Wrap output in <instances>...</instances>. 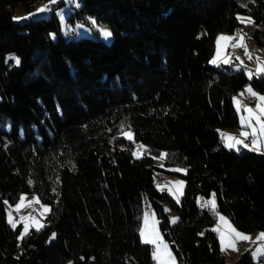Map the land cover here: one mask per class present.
Wrapping results in <instances>:
<instances>
[{"label": "trees", "instance_id": "1", "mask_svg": "<svg viewBox=\"0 0 264 264\" xmlns=\"http://www.w3.org/2000/svg\"><path fill=\"white\" fill-rule=\"evenodd\" d=\"M39 1L0 0V264H153L145 209L177 264H263L251 248L228 261L213 224L223 212L264 231V151L228 148L220 131L239 124L234 93L248 82L264 93V75L211 58L219 33L241 31L239 13L264 46V0L73 3L67 20L107 22L110 42L64 32L57 4L14 19ZM173 165L187 168L180 202L157 186ZM29 192L51 211L21 240L7 207ZM213 192L216 212L198 201Z\"/></svg>", "mask_w": 264, "mask_h": 264}, {"label": "rangeland", "instance_id": "2", "mask_svg": "<svg viewBox=\"0 0 264 264\" xmlns=\"http://www.w3.org/2000/svg\"><path fill=\"white\" fill-rule=\"evenodd\" d=\"M73 3H78V0H56V3H51L50 0H41L39 1L37 7L32 10L31 12H28L24 9L23 5H18L16 7L15 10V14H14V19L15 20H22L24 18H28L30 16H34L35 14L39 13L38 9H40L41 7H44L45 5L48 6V8L54 4H57V13L59 15L60 21H61V25H62V29L64 32L66 33H70V34H75L77 33L78 35H87V36H91V37H96V36H100L101 39H103L106 42H110L113 39V31L112 28L110 26V24H108L107 22L104 21H98L96 20L94 17H90V24L86 23V22H75L74 24L69 22L67 20V12L72 10V5ZM50 10L47 9V11H45L44 13H49ZM251 18V16L249 14L246 13H239V18ZM241 20V19H240ZM252 20V18H251ZM93 21H95V23H93ZM242 22V21H241ZM244 26L242 27L240 34L241 36L245 37V34H249L251 33V27L248 25V21L247 19H245L243 21ZM101 29H107L109 31H111L112 35L111 37H104ZM98 31L99 35L95 32ZM239 32L235 33L238 34ZM228 35H230V37H234L231 34H228L227 32H221L218 34L217 39H216V48H215V53L211 58V62L215 59L217 60V65H222L225 64L223 63L224 58L229 59V63L232 64V68L234 69H238V68H242L243 66H246V73L249 76V73H253V75L251 77H253L254 75H256V70L258 67L257 64V57L259 58V61L261 63H264V46H259L256 44L255 41H251L248 38V43L247 45V49L248 52L252 55L253 59H249L248 55L245 53L244 48L242 47H237L233 41L236 40V38L234 37V39L232 40H220V37H227ZM219 51V57L217 56V53ZM237 57L239 59H237ZM241 61L243 62V64H241ZM227 63V64H229ZM261 75V74H260ZM258 75V76H260ZM264 75V74H263ZM250 77V76H249ZM251 87V89L253 90V92H255L258 96H264V93L258 91L257 89H255L253 87V85L248 82L242 89H239L237 92L234 93L233 95V99H234V103L236 106V102L239 101L240 104L242 106L246 105L245 107L248 106V108H253L255 109L257 104L259 103V100L257 99V97H253L251 96L248 92L247 89ZM237 108V106H236ZM237 111L239 113V124L236 127H221L220 131L221 134H231L235 137H237L238 139H242L244 140L245 143L249 144L251 146V141L253 139H258L261 144H262V148L261 151L259 152H263L264 151V134L262 133H257V136L253 137L251 135L252 132V127L251 126H242L241 124V116H245L248 115L247 112H245L243 110V107L238 109ZM257 128L259 127L258 125L256 126ZM125 132L128 133H132V131H130L128 128H123L122 130V134H124ZM241 132H246L249 135L247 136V138H245L244 136L241 135ZM126 137V136H125ZM224 138L222 137V140ZM225 140V139H224ZM227 146V145H226ZM242 145H238L237 147L240 148ZM243 147V146H242ZM229 148V147H228ZM144 145H142L141 143H136L135 145V149H134V155L135 156H141L144 152ZM236 149V148H235ZM246 149H250V148H246ZM164 154H166V152L163 150L161 151L159 154H156L157 158L159 159H163L165 156ZM165 165L163 162H160V165ZM166 166V165H165ZM169 169H171V172H166L165 174L160 173L158 176H156L157 178V186L159 185V189L160 190H168V192H170V194L175 198V200H177L178 202L181 201V198L183 196L184 193V189H185V177L183 176V174L186 171H175L176 169H184L187 170L186 166L184 165H173V166H168ZM183 182V189H182V194H180V192L176 191L175 189V185L178 182ZM171 189V191H170ZM214 193V192H213ZM212 193V194H213ZM212 194L208 197H203V196H199L198 197V201L200 204L203 203V201L201 200V198L204 199V201L206 200H210L212 198ZM24 197V206H22L19 211L16 210V206L18 204H20L21 202V198ZM38 198V203L35 202V200ZM32 202V203H29ZM216 204H217V198H216ZM42 206H47L48 208L51 209V204L48 202H44L41 200V198L39 197V195L36 192H29V193H22L21 196L19 197V199L14 202V203H10L7 207V216H8V220H9V214H11V216L14 218L16 225L19 224L21 226L20 229V236L23 232L24 229V224L28 223L30 225V228H37L36 224L32 221H23L21 218L22 217H28L31 216L34 218V221H37L40 225H43L45 222V217L46 215L49 213H44L43 215H41V213L43 212V207ZM166 210L171 218V221H173V218H179V214L178 212L173 209L169 204H166ZM220 216L225 217L228 222L234 227L236 228L238 231L244 233V234H248L245 231L239 230L230 220V218L223 212H218ZM147 215L148 217V225H147V231L149 233L152 232L153 227H155V230L159 233V235L162 237V233H161V229H160V225H159V219L156 215V213L153 210L150 209H145L143 214H142V221H141V227H140V233L141 230L145 228V223H144V218ZM177 221V220H176ZM214 229L220 227L223 230V225H221V222L217 216V219L215 220L214 224H213ZM38 229V228H37ZM264 232L263 230H255L253 235L251 236V240L250 241H241L238 242L237 244V251H232V250H227V251H222V255L230 262H235L238 255L247 249L251 248V252L254 255V250L256 248H258V245H254L253 242H262V241H257L256 238L259 236L260 233ZM218 237L220 235V233L217 231ZM250 234V233H249ZM141 239L143 240L142 236ZM162 241L164 244H167L169 249L171 250L172 255L175 257L172 249L170 248L169 243L162 237ZM247 242V243H246ZM242 244V245H241ZM152 245V255H153V251L155 248L154 244ZM221 246V245H220ZM154 259V258H153ZM259 260L264 264V258H262V256H259ZM175 261L177 264V260L175 257ZM153 264H158L157 260L154 259Z\"/></svg>", "mask_w": 264, "mask_h": 264}, {"label": "snow or ice", "instance_id": "3", "mask_svg": "<svg viewBox=\"0 0 264 264\" xmlns=\"http://www.w3.org/2000/svg\"><path fill=\"white\" fill-rule=\"evenodd\" d=\"M51 3H56V0H50ZM48 6L45 5L44 7H41L40 9H38V12H45L47 11ZM241 21L243 22L245 19H247L248 23H253L251 18H240ZM93 23H95V21H93ZM101 32L103 34L104 37H111L112 33L111 31L107 30V29H101ZM234 39V37H220V40H232ZM238 47H242L245 50V53L248 55L249 59H253L252 55L248 52L247 49V45L244 43V37L240 36V43L238 45H236ZM217 56L219 57V51L217 53ZM12 59L15 60V63L18 65L20 63L19 58L16 57H12ZM237 59H239L237 57ZM257 70H256V75H260V74H264V63H261L259 61V58L257 57ZM229 59L224 58L223 63L227 64L229 63ZM212 63H217V60H213ZM241 64H243V62L241 61ZM253 75V73H249V76L251 78V76ZM247 92L253 96V97H257V99L259 100V103L257 104L256 108H248V107H244L240 104L239 101L236 102V106L238 109L243 107V110L247 112V116H241V124L242 126H251L252 127V132L251 135L253 137L257 136V133H262L264 134V96H258L255 92H253V90L251 89V87H249L247 89ZM259 126L258 128L256 126ZM124 135L129 139L132 140L133 139V135L131 133L125 132ZM222 137L227 141V147L229 148H236L237 150H239V148L237 147L238 145H242L244 148H250V150L252 151H261L262 148V144L258 139H253L251 141V146L247 143L244 142V140L242 139H238L237 137L231 135V134H221ZM241 135L244 136L245 138H247V136L249 135L246 132H241ZM167 154H164V156L166 157ZM175 171H186L184 169H176ZM183 182H178L175 185V189L176 191L180 192V194H182V189H183ZM159 187V185H158ZM171 191V189H170ZM24 200L25 198L22 197L21 198V202L20 204H18L16 206V210L19 211V209L24 206ZM201 200L203 201V203L201 204V207H208L210 208L212 211L216 212L217 209V204H216V194L213 193L212 194V198L210 200H206L204 201L203 198H201ZM36 203H38V198L35 200ZM32 203V202H29ZM43 207V212L41 213V215H43L44 213L50 212L51 209L48 208L47 206H42ZM221 225H223V230L218 227L216 229H214L215 231H218L220 233L219 235V240H220V245H221V251H227V250H232V251H237V244L238 242L241 241H250L252 238L250 235L248 234H244L240 231H238L236 228H234L229 222L228 220L223 217L220 216L218 212H216ZM23 221H29L32 220L37 228L39 229L40 227H43V225H40L37 221H34V218L31 216L28 217H22L21 218ZM176 220H178V218H173V223L176 222ZM9 222L12 224V226L15 228L16 227V222L14 220V218L11 216V214H9ZM144 223H145V228L141 230V236L143 238V242L146 244H154L155 248L153 251V258L155 260H157L158 264H176L175 261V257L172 255L171 250L169 249L167 244H164L162 241V237L159 235V233L155 230V227H153L152 232L149 233L147 231V225H148V217L147 215L144 218ZM29 228L30 225L28 223L24 224V229L23 232L21 234V236L19 237V239H23L24 236L29 232ZM53 236H55V234H53ZM257 241H264V232L260 233L259 236L256 238ZM264 254V243H262L260 245V247L256 248L254 250V256H259Z\"/></svg>", "mask_w": 264, "mask_h": 264}, {"label": "crops", "instance_id": "4", "mask_svg": "<svg viewBox=\"0 0 264 264\" xmlns=\"http://www.w3.org/2000/svg\"><path fill=\"white\" fill-rule=\"evenodd\" d=\"M228 34H231L232 36H234L235 38H236V40L235 41H233V43L235 44V45H238L239 43H240V36H241V34H240V32L238 33V34H235V33H231V32H227ZM250 35H251V33H249V34H245V37H244V43L245 44H247L248 43V38L250 37ZM227 37H230V35H228ZM238 47V46H237ZM246 105H244V107H245ZM248 107V106H247ZM246 112V111H245ZM247 116V115H246ZM223 142H224V144L225 145H227V141L226 140H224L223 139ZM240 230V229H239ZM246 232V231H245ZM248 233V235H250V236H252L253 235V233H254V231L253 232H247ZM250 233V234H249ZM247 243V242H246ZM262 243H264V241H262V242H253V244L254 245H258L257 247H260V245L262 244ZM239 245V244H238ZM242 245V244H241ZM260 256V255H259ZM259 256H255L257 259H259Z\"/></svg>", "mask_w": 264, "mask_h": 264}, {"label": "built area", "instance_id": "5", "mask_svg": "<svg viewBox=\"0 0 264 264\" xmlns=\"http://www.w3.org/2000/svg\"><path fill=\"white\" fill-rule=\"evenodd\" d=\"M260 256H262V258H264V254H262V255H260Z\"/></svg>", "mask_w": 264, "mask_h": 264}]
</instances>
